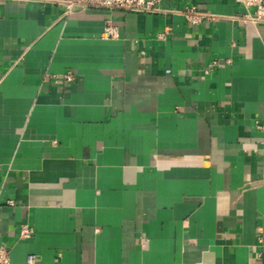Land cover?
<instances>
[{
    "label": "crops",
    "instance_id": "obj_1",
    "mask_svg": "<svg viewBox=\"0 0 264 264\" xmlns=\"http://www.w3.org/2000/svg\"><path fill=\"white\" fill-rule=\"evenodd\" d=\"M160 6L0 0L11 264H264V22L242 0Z\"/></svg>",
    "mask_w": 264,
    "mask_h": 264
},
{
    "label": "built area",
    "instance_id": "obj_2",
    "mask_svg": "<svg viewBox=\"0 0 264 264\" xmlns=\"http://www.w3.org/2000/svg\"><path fill=\"white\" fill-rule=\"evenodd\" d=\"M58 2L64 6L66 12H70L76 6L82 9L105 8L143 13L165 12L160 6L162 0H58ZM242 3L245 6L255 7L254 14L245 17L246 21L255 23L264 22V0H242ZM173 11L184 14L186 19L194 25L201 24L204 20L218 18L216 15L202 11L196 6L187 7L184 10ZM103 37L108 39L118 37V28L111 20L105 22ZM161 37H164V34H162ZM68 78L71 80L73 77L69 74ZM8 203L9 205H14L13 201H9ZM21 233L23 236H29L31 233L29 226L24 225ZM28 260L29 264H33L35 255H30ZM0 264H11L9 251L4 246H0Z\"/></svg>",
    "mask_w": 264,
    "mask_h": 264
}]
</instances>
